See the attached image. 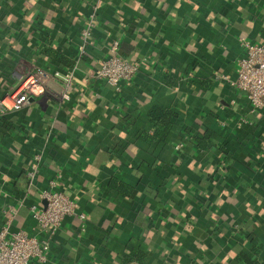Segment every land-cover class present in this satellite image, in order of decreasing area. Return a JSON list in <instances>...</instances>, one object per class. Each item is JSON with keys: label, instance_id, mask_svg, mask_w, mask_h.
<instances>
[{"label": "crops", "instance_id": "0c3cea01", "mask_svg": "<svg viewBox=\"0 0 264 264\" xmlns=\"http://www.w3.org/2000/svg\"><path fill=\"white\" fill-rule=\"evenodd\" d=\"M93 3L0 0V97L37 66L77 67L78 78L61 106L44 93L0 118V225L15 208L11 230L43 238L31 205H45L61 170L59 188L88 226L78 239L80 219H65L45 264H264V110L232 84L240 39L264 42V0H103L81 55ZM116 40L141 64L121 91L87 77ZM156 107L174 113L163 140ZM241 117L253 124L238 128ZM139 162L150 167L144 179ZM113 178L133 190L117 191Z\"/></svg>", "mask_w": 264, "mask_h": 264}, {"label": "built area", "instance_id": "2783aa9c", "mask_svg": "<svg viewBox=\"0 0 264 264\" xmlns=\"http://www.w3.org/2000/svg\"><path fill=\"white\" fill-rule=\"evenodd\" d=\"M103 0H94L89 18L82 29V44L79 46L81 55L87 53L92 30L95 27L97 14ZM245 48L244 55L238 60L237 77L232 84L247 93L253 112L264 110V42H255L241 38ZM141 64L133 63L121 54L119 41H114L108 56L99 67L88 73V80L105 81L107 84L122 90V84L132 81L140 71ZM77 67L72 69L50 70L34 67L20 79L15 89L0 97V118L17 112L29 105L41 94L50 95L59 106L71 100V90L77 86ZM57 83L59 91H54L50 85ZM253 124L246 117H241L237 127ZM43 149L37 150L28 168V177L33 183L40 173ZM63 179L62 171L50 179L49 188L41 192L45 205H31V212L36 220V229L44 235L43 238L24 229L11 230L17 214V209L8 208L5 212V222L0 225V264H45L51 252V238L59 231L65 219L78 217L80 225L77 228V238L81 239L87 230V215L79 211V204L67 191L59 188Z\"/></svg>", "mask_w": 264, "mask_h": 264}, {"label": "trees", "instance_id": "16d2710c", "mask_svg": "<svg viewBox=\"0 0 264 264\" xmlns=\"http://www.w3.org/2000/svg\"><path fill=\"white\" fill-rule=\"evenodd\" d=\"M50 53H52V56L57 59L58 61L72 66L74 62H72V60L66 58L64 55L56 52V51H50ZM141 61V60H140ZM133 63H138V62H134L131 61ZM100 66V65H99ZM97 66V67H99ZM174 113L168 110H163L160 107H156L153 111V121L155 122L156 125L159 126V128H162V132L161 135L159 134L158 137H160L159 139L163 140L166 139L167 135L170 132L171 126H172V122L171 119L173 117ZM160 123V125H159ZM205 137L200 141L201 146H205V141H207V139L210 137V133L207 132L205 133ZM136 169L143 174V178L146 176V174L148 173L150 167L144 163L139 162L136 166ZM140 179V180H142ZM142 183V182H141ZM138 185H141L140 183ZM110 186L115 188L117 191L122 192L124 194H129L132 190H133V185L131 183H127L124 180H119L117 178H113L110 181ZM245 259V258H244ZM245 261L247 262V264H254L251 260L249 259H245Z\"/></svg>", "mask_w": 264, "mask_h": 264}]
</instances>
